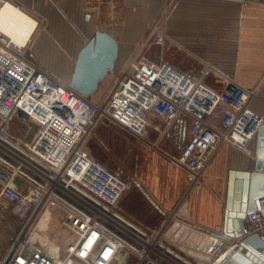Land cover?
Masks as SVG:
<instances>
[{
    "label": "built area",
    "instance_id": "obj_1",
    "mask_svg": "<svg viewBox=\"0 0 264 264\" xmlns=\"http://www.w3.org/2000/svg\"><path fill=\"white\" fill-rule=\"evenodd\" d=\"M95 1L99 7L106 0ZM7 3L31 16L37 28L41 20L36 15L14 0H0V9ZM29 43L19 45L0 30V199L22 224L0 264H125L130 252L137 256L136 264H160L151 253L169 260L173 254L168 250L174 253L175 246L165 234L177 219L186 220L179 215L185 195L169 212L158 207L164 219L156 230L135 227L114 210L131 181L84 149V139L102 118L186 173V193L200 190L204 171L224 144L246 150L256 135L262 120L249 107L254 90L227 81L217 92L202 77L168 62L154 64L137 52L96 104L29 57ZM222 105L223 115L213 123ZM15 119L25 136L13 132ZM183 120L190 121L189 136L171 156L159 144ZM23 168L33 176L24 191L17 186ZM199 232L206 235L207 229ZM254 234L264 243V197L255 199L254 210L245 213L231 241H221L207 254L214 258L230 243Z\"/></svg>",
    "mask_w": 264,
    "mask_h": 264
},
{
    "label": "crops",
    "instance_id": "obj_2",
    "mask_svg": "<svg viewBox=\"0 0 264 264\" xmlns=\"http://www.w3.org/2000/svg\"><path fill=\"white\" fill-rule=\"evenodd\" d=\"M14 1L44 19L32 50L37 55L52 54L50 65L54 68L69 69L63 78L58 76L65 81H69L79 50L96 30H102L118 42V71L139 52L154 64L168 62L195 78L202 77V82L217 92L223 91L227 81H233L254 90L249 107L264 124V0L249 4L238 0H175V8L166 15L163 11L169 0H106L99 7L95 0ZM119 6L120 12L114 10ZM154 26L156 32H152ZM223 111V105L216 109L213 123H219ZM174 127L186 142L190 121H180ZM256 146L257 133L246 150L224 144L204 171L202 188L187 193L186 173L152 151L150 174L145 180L147 190L126 191L114 210L135 227L153 231L164 219L158 207L169 212L185 195L180 210L186 220L218 232L228 171L252 170ZM32 179L23 168L17 186L24 191ZM18 222L9 204L0 199V257L20 229ZM172 249L175 254L180 252L177 247ZM168 255L166 264H184Z\"/></svg>",
    "mask_w": 264,
    "mask_h": 264
},
{
    "label": "water",
    "instance_id": "obj_3",
    "mask_svg": "<svg viewBox=\"0 0 264 264\" xmlns=\"http://www.w3.org/2000/svg\"><path fill=\"white\" fill-rule=\"evenodd\" d=\"M118 57L117 40L102 30H96L77 53L69 78L70 86L85 97L92 96L108 73L114 70ZM255 163L252 170H229L220 231L192 227L187 220L177 219L165 234V238L201 264H264V243L258 235H250L238 243H230L216 257L207 254L221 241L229 243L234 231L242 226L246 212L254 210V201L264 197V124L257 129ZM184 219L186 214L179 211ZM198 229V231H196ZM173 254L184 264H191L182 256Z\"/></svg>",
    "mask_w": 264,
    "mask_h": 264
},
{
    "label": "rangeland",
    "instance_id": "obj_4",
    "mask_svg": "<svg viewBox=\"0 0 264 264\" xmlns=\"http://www.w3.org/2000/svg\"><path fill=\"white\" fill-rule=\"evenodd\" d=\"M253 1L254 0H250L249 2L254 3ZM174 4L175 0H172L171 2L169 0L168 4H166V6L164 7L163 15H166L171 9H174ZM37 18L41 21L38 22V26L30 39L27 54L43 68L61 77L64 73L70 72V70L56 69L54 68V66H52V63L50 65V62H53L52 54L40 53L37 55L32 50L33 45L36 44L39 34L41 33L44 27V19L39 16H37ZM155 24L157 25L158 21ZM153 28H155V26ZM155 37L158 36L155 35ZM45 64L48 66H45ZM117 69L118 67L116 64V66H114V70L108 73L105 79L99 84L98 90L92 96L89 97L92 102L100 104L105 99L106 95L108 94L109 90L113 85L116 73L118 71ZM61 78H63V76ZM11 127L13 132H15L16 134H21L24 136L26 135V131L22 128L19 120H13ZM178 134L179 133L177 132L176 128L173 126L169 134L165 136L160 142L159 148L163 151L166 150L165 152L168 151V154H170L171 156H176L185 142V139L181 140ZM145 147H147L149 151L144 150ZM83 148L90 152L95 158L106 164L107 167H109L110 169L114 171H116L117 169L121 170L122 175H124L126 178H129V180L131 181V187L129 190H138L140 192L147 190L145 187V180L147 179L146 177L150 174V171H148V160L150 158V152H155L156 150H153L152 148L143 144L138 139L131 137L122 129L118 128L117 126L109 123L108 121L102 118L97 120L90 134L85 137L83 142ZM156 154L164 161H167V158L164 157L162 154L157 153V151ZM8 159L14 165L17 164L16 159L14 160L13 158L9 157ZM166 163H169V161H167ZM6 209L5 211L7 212ZM21 225L22 224L19 221L18 226L21 227ZM56 225L57 221L55 220L51 224L50 230H53ZM132 243H134V247L136 249L142 248L135 242ZM178 254L181 255L183 258L189 260L190 262H194V259L191 258L189 255H186L182 252H179ZM150 255V257L160 261V264H166V260L161 259L153 253H151ZM136 262L137 256L134 253L130 252L128 260L125 264H136ZM142 264H146V262H143Z\"/></svg>",
    "mask_w": 264,
    "mask_h": 264
},
{
    "label": "bare ground",
    "instance_id": "obj_5",
    "mask_svg": "<svg viewBox=\"0 0 264 264\" xmlns=\"http://www.w3.org/2000/svg\"><path fill=\"white\" fill-rule=\"evenodd\" d=\"M35 29L36 21L10 3L0 9V30L15 43L21 45L30 41Z\"/></svg>",
    "mask_w": 264,
    "mask_h": 264
}]
</instances>
